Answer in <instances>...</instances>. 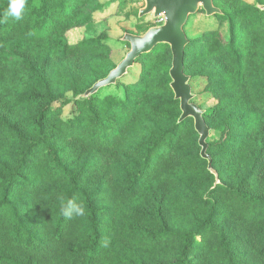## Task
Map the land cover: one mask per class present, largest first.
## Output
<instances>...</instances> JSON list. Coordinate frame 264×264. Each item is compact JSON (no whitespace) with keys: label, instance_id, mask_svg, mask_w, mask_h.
I'll use <instances>...</instances> for the list:
<instances>
[{"label":"trees","instance_id":"trees-1","mask_svg":"<svg viewBox=\"0 0 264 264\" xmlns=\"http://www.w3.org/2000/svg\"><path fill=\"white\" fill-rule=\"evenodd\" d=\"M213 3L227 34L187 36L184 71L218 100L198 106L219 183L193 120L178 122L167 45L80 101L116 66L101 38L67 40L100 0H25L0 23V264H264V0ZM68 200L85 215H63Z\"/></svg>","mask_w":264,"mask_h":264},{"label":"water","instance_id":"water-1","mask_svg":"<svg viewBox=\"0 0 264 264\" xmlns=\"http://www.w3.org/2000/svg\"><path fill=\"white\" fill-rule=\"evenodd\" d=\"M110 2L112 0H106ZM144 7L139 11V16H152L154 20L163 19L160 25L149 28L143 35L125 33L121 38L123 43L129 45V51L125 57L110 70L106 77L97 80L90 88L80 94L76 99L85 100L102 88L115 85L118 80L127 75L129 69L134 66L135 60L147 53L153 47L164 44L171 51V67L169 69L170 88L174 94V100L179 102L180 116L178 122L192 119L194 129L199 136L198 145L200 156L206 160L208 170L214 175L216 183H219L218 174L212 168L211 157L207 154V138L210 129L206 125L202 110L193 100L191 77L184 69L185 48L189 44L185 33V26L191 16L202 10L206 17L221 15V10L215 7L213 0H141ZM264 11V5L256 6Z\"/></svg>","mask_w":264,"mask_h":264},{"label":"rangeland","instance_id":"rangeland-1","mask_svg":"<svg viewBox=\"0 0 264 264\" xmlns=\"http://www.w3.org/2000/svg\"><path fill=\"white\" fill-rule=\"evenodd\" d=\"M249 4H253L254 0H244ZM103 4L101 9L96 12L93 20L86 26L70 31L67 34V40L70 44L79 43L82 40L101 38L103 43L107 44L111 49L110 60L116 65L119 63L129 51V45L123 43L121 38L125 33L143 35L149 28L157 26V20L152 16H139V11L144 7L141 0H100ZM185 33L190 39H196L210 30H219L226 36L228 31L227 22L220 21L215 17H206L204 13H198L191 16L185 26ZM208 62V61H207ZM71 71L76 78L77 88H81L88 76V71L83 68L78 61H71ZM100 64V62H99ZM206 64V61L205 63ZM198 64L196 67L204 65ZM213 64H211V68ZM201 68V67H200ZM202 70V69H201ZM134 73H130L123 81L135 78ZM61 86L65 90L68 98H73L74 92L68 85L62 83ZM194 102L202 109L207 110L217 104L218 100L214 98L208 88V83L203 78H196L191 82ZM119 89V90H118ZM121 88L110 87L102 92V94L121 95ZM72 105H68L63 109V118L67 119L71 115Z\"/></svg>","mask_w":264,"mask_h":264},{"label":"clouds","instance_id":"clouds-1","mask_svg":"<svg viewBox=\"0 0 264 264\" xmlns=\"http://www.w3.org/2000/svg\"><path fill=\"white\" fill-rule=\"evenodd\" d=\"M24 5L25 0H9L8 8L4 13L3 19H0V23L6 22L8 17H13L17 20L21 19ZM61 212L69 218L73 215L82 217L85 215L86 209L82 203H76L73 200H68L66 204L62 202ZM104 246H107V241H104Z\"/></svg>","mask_w":264,"mask_h":264},{"label":"built area","instance_id":"built-area-1","mask_svg":"<svg viewBox=\"0 0 264 264\" xmlns=\"http://www.w3.org/2000/svg\"><path fill=\"white\" fill-rule=\"evenodd\" d=\"M158 25H160L163 22L162 18L157 19Z\"/></svg>","mask_w":264,"mask_h":264}]
</instances>
